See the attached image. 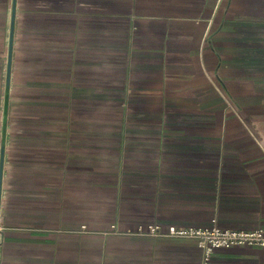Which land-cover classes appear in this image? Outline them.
Masks as SVG:
<instances>
[{
	"label": "crops",
	"instance_id": "crops-1",
	"mask_svg": "<svg viewBox=\"0 0 264 264\" xmlns=\"http://www.w3.org/2000/svg\"><path fill=\"white\" fill-rule=\"evenodd\" d=\"M213 218L264 231V0H0V264H200L136 228Z\"/></svg>",
	"mask_w": 264,
	"mask_h": 264
},
{
	"label": "built area",
	"instance_id": "built-area-1",
	"mask_svg": "<svg viewBox=\"0 0 264 264\" xmlns=\"http://www.w3.org/2000/svg\"><path fill=\"white\" fill-rule=\"evenodd\" d=\"M206 227H177L160 223L138 224L136 234L141 236H165L193 238L201 250L200 264H210L216 249L232 246H258L264 248V231L260 228L242 229L220 226L213 218ZM114 228V225H112Z\"/></svg>",
	"mask_w": 264,
	"mask_h": 264
},
{
	"label": "water",
	"instance_id": "water-1",
	"mask_svg": "<svg viewBox=\"0 0 264 264\" xmlns=\"http://www.w3.org/2000/svg\"><path fill=\"white\" fill-rule=\"evenodd\" d=\"M11 40H12V33L10 35V44H11ZM8 62L10 63V57H9V61Z\"/></svg>",
	"mask_w": 264,
	"mask_h": 264
}]
</instances>
